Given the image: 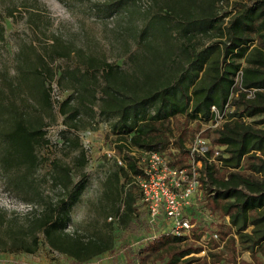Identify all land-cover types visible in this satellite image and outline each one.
Wrapping results in <instances>:
<instances>
[{"label":"trees","instance_id":"trees-1","mask_svg":"<svg viewBox=\"0 0 264 264\" xmlns=\"http://www.w3.org/2000/svg\"><path fill=\"white\" fill-rule=\"evenodd\" d=\"M230 1L220 13L219 0H162L160 10L148 13L134 32L135 48L126 46L125 69L57 36L50 47L35 52L32 66L18 62L21 79L5 84L9 90L26 87L36 100L35 115L27 117L13 100L8 104L10 121L0 130V172L9 190L31 194L24 198L36 200L40 208L18 227L0 212V246L32 253L42 237L75 263L111 248V236L84 239L66 231L86 185L85 150L78 147V137L66 139L78 147L72 163L53 159L48 175L39 181L33 175L39 165L35 148L45 141V118L54 119L56 104L69 129L91 126L95 118L107 122L123 164L108 175L103 194L110 212L131 231L144 225L136 223L141 197L136 178L143 167L137 152L158 151L170 164L182 166L189 157V122L207 123V135L198 134L210 146L204 155L194 154L201 162L203 194L233 229L225 243H238L249 253L250 260L239 264H264V0ZM4 32L0 23V39ZM55 57L70 63L52 68ZM54 79L57 87L69 90L62 100L51 98ZM211 106L222 114L215 126ZM214 147L221 149L211 159ZM42 182L49 183L50 193L42 191ZM201 234L195 226L183 235L162 232L141 252L154 253L162 264L218 262L221 255L212 248L221 237L213 235L204 245Z\"/></svg>","mask_w":264,"mask_h":264},{"label":"rangeland","instance_id":"rangeland-1","mask_svg":"<svg viewBox=\"0 0 264 264\" xmlns=\"http://www.w3.org/2000/svg\"><path fill=\"white\" fill-rule=\"evenodd\" d=\"M161 3L162 0H0V23L5 27L3 38L0 39V130L10 121V114L5 109L12 100L26 109L27 117L35 115L33 106L36 100L29 96L26 87L23 85L22 91L9 90L5 84L12 85L13 81L21 79L17 67L21 63L18 62H25V67L32 66L36 63L35 52L43 47H50L53 37L57 36L61 41H72L74 47H82L86 53L125 69L126 46L135 48L134 32L142 26L148 13L160 10ZM230 4V0H219L220 13L228 10ZM8 8L11 9L10 12L6 11ZM20 50L22 56L17 54ZM69 63L66 59L55 57L51 65L57 69ZM54 83L55 79L51 82L50 89ZM57 93L59 98L51 97L54 101L62 100L69 90L58 87ZM53 111V120L45 118V141L35 148L39 165L33 175L37 181L48 175L53 159L72 163L78 147H83L86 157L83 169L86 185L79 200L71 208V221L66 231L77 232L84 239L91 236H111V248L87 261L75 263L70 257L51 249L40 237L38 248L32 253L12 251L6 246H0V263L162 264V259L154 253L144 254L141 250L154 235L170 229L169 220L159 217L154 224L150 223L140 197L135 209L136 223L144 225L134 231L125 229L118 214L110 212V201L103 194L105 180L117 168L115 157H120L107 122L95 118L91 126L85 123L79 129H69L63 122V117L57 113L56 104ZM44 115L48 117L46 111ZM207 128V123L197 125L195 121L189 122L191 140L188 144L195 133L206 136L209 132ZM77 137L78 147L67 143L66 139L72 141ZM108 152L112 156H108ZM40 186L45 194L51 192L49 183L42 182ZM137 192L139 193L138 189ZM24 195L29 197L31 194L28 195L22 189H19V194L13 193L5 186L0 172V212H4L5 222L11 221L16 227L23 226L27 223L24 217L33 209L40 208L36 200H27ZM193 198L186 207L185 214L191 217L193 226L202 231L199 242L206 245L215 233L222 239L219 240L220 245L212 248V251H219L218 254L221 255V259L214 264H239L243 259L250 260L249 253L242 250L238 243H225L226 239L234 235L233 229L227 216L209 208L202 186ZM109 216L112 217L111 220L108 219ZM5 226L6 224L2 225L3 228Z\"/></svg>","mask_w":264,"mask_h":264},{"label":"built area","instance_id":"built-area-1","mask_svg":"<svg viewBox=\"0 0 264 264\" xmlns=\"http://www.w3.org/2000/svg\"><path fill=\"white\" fill-rule=\"evenodd\" d=\"M57 91L56 84H52V98H59ZM211 110L214 113V121L211 125L215 126L221 120L222 114L215 106H211ZM209 146L207 138L196 134L188 146V160L182 166L170 164L168 157L158 151H135L143 165L142 175L136 178V183L147 211V219L152 224L159 217L168 219L170 229L163 233L183 235L188 234L192 229L191 217L185 214V209L193 201L196 191L201 186L199 171L201 162L195 160L194 154L204 155ZM220 149L221 147L213 148L211 159L220 153ZM108 156L112 154L108 152ZM115 158L118 164H123L119 156ZM108 219L111 220L112 217L109 216ZM216 236L217 234H214V237ZM204 252L202 250L200 253Z\"/></svg>","mask_w":264,"mask_h":264}]
</instances>
